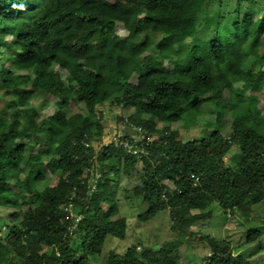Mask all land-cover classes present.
I'll return each instance as SVG.
<instances>
[{"label":"trees","instance_id":"1","mask_svg":"<svg viewBox=\"0 0 264 264\" xmlns=\"http://www.w3.org/2000/svg\"><path fill=\"white\" fill-rule=\"evenodd\" d=\"M207 1L0 0V54L11 61L0 65V90L9 96L0 111V206L18 210L9 213V225L0 216V264H91L90 256L96 264L108 235L124 238L127 219L118 215L113 181L135 171L138 160L123 145L99 143L138 127L145 140L153 138L132 188L147 204L139 219L167 210L170 229L181 238L211 216L213 202L247 213L264 197V113L255 95L247 99L234 88L236 82L254 90L264 84L256 66L264 62V9L241 16L234 9L236 19L226 27L220 20L227 15L219 13L199 28ZM118 23L128 35L117 34ZM38 93L55 98L45 118L36 108L21 109ZM210 98L230 105V132L216 127L206 137L179 139L169 124L197 113ZM78 102L83 110L71 112ZM112 104L132 112L116 114V125L106 129ZM234 145L238 155L228 160ZM86 167L100 173L92 193ZM47 172L59 174L57 182L40 186ZM69 203L80 216L72 233ZM263 232L264 222L246 228L244 242ZM207 238L210 250L195 264H251L229 239ZM179 240L110 251L107 264H183Z\"/></svg>","mask_w":264,"mask_h":264},{"label":"rangeland","instance_id":"2","mask_svg":"<svg viewBox=\"0 0 264 264\" xmlns=\"http://www.w3.org/2000/svg\"><path fill=\"white\" fill-rule=\"evenodd\" d=\"M234 9H239V15H243L247 10H252L255 12L264 9V0H208L206 5L203 7V11L199 17V28L202 25L207 24L217 16V14H224L220 23L222 25L229 24L236 19V14L232 11ZM224 25V27H226ZM224 29V28H223ZM117 34L120 36L128 35L126 29L122 24L118 23L117 25ZM208 35L210 33L207 32ZM198 37H203L201 30L197 32ZM264 38V34L261 38V41ZM188 42H193L192 38H188ZM156 52L155 49L149 51L148 53ZM0 54V65L4 63L5 65L11 64V61L7 59L8 55ZM165 64L169 67L172 65L166 60ZM256 66H259L261 70L264 71V62L262 64L256 63ZM20 72H25L20 71ZM66 72L63 71V76L65 77ZM137 80L136 74H133L130 78L132 83H135ZM28 88H30L28 86ZM234 88L237 92L243 94L247 99L251 95H255L256 106L260 109L261 113H264V84L260 90L251 89L248 83H234ZM9 99V96L0 90V111L2 110L3 105ZM55 98L50 94H41L38 93L32 97L27 104L21 107V109H27L30 111L32 108H36L39 112V118H45L47 115H50L55 109L54 105ZM81 102L75 103L72 105L71 112L82 111ZM224 106V111L222 115V122L217 126L216 116L219 107ZM108 113H106V118L103 123L108 127L113 128L115 126V116L120 114L127 118L128 115L132 112L131 109H124L121 106L112 104L107 108ZM21 118L25 121L23 114ZM232 110L228 103L225 100L216 101L214 99L205 100L199 111L197 113H186L185 117L179 121L172 122L169 124L170 130H178V138L181 140L190 139L192 137H206L211 134V132L218 127L222 134H228L230 132V122H231ZM165 123L158 122V128L164 126ZM135 130V129H134ZM132 133H138L137 131H132ZM188 133V136H186ZM155 134L152 137H156ZM111 137L105 136L103 141L110 139ZM29 142H31L29 140ZM238 155V147L236 145L227 152V159L233 160ZM9 172L11 174H16L17 170L9 166ZM141 167V162H138L135 171L131 174H126L122 172L118 176L114 177L113 185L117 189V199L119 212L118 215L124 216L127 219V228L125 237L122 239L108 235L105 239L102 252L104 253L99 256L96 264H107L108 252L112 251L117 254H122L125 249L129 246H135L136 249L140 250L141 248L150 246L154 247L162 242L168 240L180 239L179 246L177 247V258L183 264H195L200 262L202 258L209 252L208 238L209 235L211 238L220 240L222 238H227L230 240L232 245L233 252H241L248 254L251 260V264H264V232L261 237L252 242H244V231L250 226L259 225L264 222V197L249 206L247 213H244L238 208H232L229 211H224L222 207L213 202L210 205L212 214L205 221H198L193 224L190 229V233L186 232V235H178L177 233L171 231V219L167 210L160 211L157 215L148 220H141L138 217V214L143 212L147 208V204L144 203L139 197L135 196L132 192V188L139 183L138 170ZM97 168V167H96ZM98 170V168H97ZM99 171V170H98ZM59 174L46 173V177L42 180L40 186L43 185H54L57 182V177ZM169 186L172 185L170 180H164ZM13 196L17 200L18 194L13 191ZM14 200V201H16ZM103 208H106V204L102 203ZM22 208H25L22 205ZM12 211H18L15 208L0 206V216L2 217V222L6 225H9L8 215ZM6 231V230H5ZM3 231V233L5 232ZM75 236L74 234H71ZM101 252V253H102ZM90 263H95L92 259L94 256H90Z\"/></svg>","mask_w":264,"mask_h":264},{"label":"built area","instance_id":"3","mask_svg":"<svg viewBox=\"0 0 264 264\" xmlns=\"http://www.w3.org/2000/svg\"><path fill=\"white\" fill-rule=\"evenodd\" d=\"M137 132L138 133H131L129 135H117V134H112V135H107L109 137H111L110 139H107L105 141H101L99 143V145H108L110 142H113L115 145H123L124 147H126L127 152L133 156L136 157V159L138 160V162H141V160L147 156L149 154V146L148 143L149 141H152L153 138L151 137H147V140L144 139L143 134L141 132V127L137 128ZM103 139H105V136L103 137ZM90 172L89 174V188H88V192L92 193L93 191L96 190V183L97 180L100 176L99 171L97 170V168L92 169L89 167H86L85 172ZM191 176L193 177V175L191 174ZM197 181V179H196ZM74 190V188H73ZM74 194V192H73ZM161 198L164 200H167V195L165 193V191H162L161 193ZM71 203L67 204L65 206V210L67 211L65 218H72L73 219V224L70 225L69 229H70V233L73 232V229L75 228L76 224L78 223L80 216L79 215H75L72 212L71 209ZM229 214V212L227 213Z\"/></svg>","mask_w":264,"mask_h":264},{"label":"clouds","instance_id":"4","mask_svg":"<svg viewBox=\"0 0 264 264\" xmlns=\"http://www.w3.org/2000/svg\"><path fill=\"white\" fill-rule=\"evenodd\" d=\"M208 254V253H207ZM205 261V260H204Z\"/></svg>","mask_w":264,"mask_h":264}]
</instances>
